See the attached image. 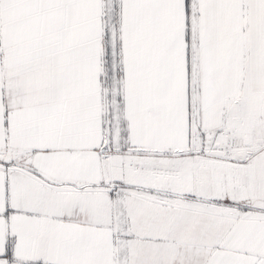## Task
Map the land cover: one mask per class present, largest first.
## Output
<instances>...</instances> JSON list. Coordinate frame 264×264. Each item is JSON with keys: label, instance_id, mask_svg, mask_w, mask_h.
Listing matches in <instances>:
<instances>
[{"label": "snow or ice", "instance_id": "1", "mask_svg": "<svg viewBox=\"0 0 264 264\" xmlns=\"http://www.w3.org/2000/svg\"><path fill=\"white\" fill-rule=\"evenodd\" d=\"M0 264H264V0H0Z\"/></svg>", "mask_w": 264, "mask_h": 264}]
</instances>
